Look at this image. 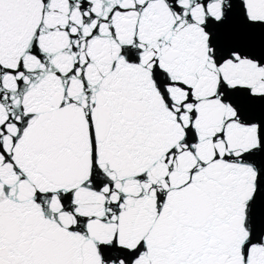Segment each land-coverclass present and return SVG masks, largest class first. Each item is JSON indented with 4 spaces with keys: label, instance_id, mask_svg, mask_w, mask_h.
<instances>
[{
    "label": "snow or ice",
    "instance_id": "1",
    "mask_svg": "<svg viewBox=\"0 0 264 264\" xmlns=\"http://www.w3.org/2000/svg\"><path fill=\"white\" fill-rule=\"evenodd\" d=\"M0 264H264V0H0Z\"/></svg>",
    "mask_w": 264,
    "mask_h": 264
}]
</instances>
